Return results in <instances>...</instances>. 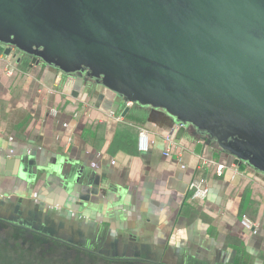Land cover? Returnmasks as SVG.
<instances>
[{
	"label": "crops",
	"instance_id": "1",
	"mask_svg": "<svg viewBox=\"0 0 264 264\" xmlns=\"http://www.w3.org/2000/svg\"><path fill=\"white\" fill-rule=\"evenodd\" d=\"M74 75L0 51L1 220L116 261L264 264V171L183 139L166 156L164 137L178 128L166 110L92 82L76 95ZM201 156L224 164L222 174L202 168ZM198 178L208 181L206 200L190 197Z\"/></svg>",
	"mask_w": 264,
	"mask_h": 264
},
{
	"label": "water",
	"instance_id": "2",
	"mask_svg": "<svg viewBox=\"0 0 264 264\" xmlns=\"http://www.w3.org/2000/svg\"><path fill=\"white\" fill-rule=\"evenodd\" d=\"M0 40L166 110L175 138L264 171V0H0Z\"/></svg>",
	"mask_w": 264,
	"mask_h": 264
},
{
	"label": "rangeland",
	"instance_id": "3",
	"mask_svg": "<svg viewBox=\"0 0 264 264\" xmlns=\"http://www.w3.org/2000/svg\"><path fill=\"white\" fill-rule=\"evenodd\" d=\"M36 236L38 238L34 241L0 238V264H147L134 260L114 261L108 257H105L107 261L97 259L88 252L46 241L40 234Z\"/></svg>",
	"mask_w": 264,
	"mask_h": 264
},
{
	"label": "built area",
	"instance_id": "4",
	"mask_svg": "<svg viewBox=\"0 0 264 264\" xmlns=\"http://www.w3.org/2000/svg\"><path fill=\"white\" fill-rule=\"evenodd\" d=\"M14 66L11 65V67L7 70L8 74H12L14 70ZM131 102L129 101L128 104ZM149 136L150 131L147 127L141 126L139 127V134H138V148L140 151L145 152L149 149ZM164 142L166 149L164 151V154L166 156H170L172 153V150L175 149L178 145L181 147V150L183 147L180 145L179 141L173 136L172 133H169L165 135ZM201 167L206 169L209 165H216L217 166V172L219 175L222 174V170L225 167L222 163H217L215 160L211 158H205L200 157ZM189 192L190 197L195 200H206L209 194V186L208 181L206 178H198L193 179L189 183ZM241 223L246 228L250 229L252 233L256 234L259 230V225L251 220L246 214H243L241 217Z\"/></svg>",
	"mask_w": 264,
	"mask_h": 264
},
{
	"label": "trees",
	"instance_id": "5",
	"mask_svg": "<svg viewBox=\"0 0 264 264\" xmlns=\"http://www.w3.org/2000/svg\"><path fill=\"white\" fill-rule=\"evenodd\" d=\"M0 43H3L2 45L4 46V49H3V47L0 46V51H2V50L5 51V49H6L5 48V44L6 43L1 41V40H0ZM22 52L24 53V55H27L28 57H30L31 61L34 59V55L33 54H31L29 52H26V51H22ZM3 229H5L4 231L7 230V235L4 234ZM13 233H14V236H13ZM38 234H40L41 238L45 237L46 241H54V242H56L58 244L60 243V244H62L64 246H67V248L73 247L74 250L78 249V250H81V251H84V252H88V254L92 255L93 257H95L97 259L106 260L105 256L100 254L99 250L90 251V250H87L86 248H83V247L70 245V244L65 243L63 241L56 240V239H53L51 237L45 236V235H43V234H41L39 232L28 230V229L22 228V227H20L18 225H15V224H12V223H9V222H5V221L0 219V238H4L5 240L13 238L14 240L34 241V240H36L38 238V236H36ZM109 259H111V258H109ZM113 260L116 261L115 259H113ZM111 262H113V261H111ZM121 262H124V261H121ZM194 264H209V263L208 262H200V263H194ZM230 264H244V262L242 261V259L240 257L239 258L236 257L235 260L232 263H230Z\"/></svg>",
	"mask_w": 264,
	"mask_h": 264
},
{
	"label": "flooded vegetation",
	"instance_id": "6",
	"mask_svg": "<svg viewBox=\"0 0 264 264\" xmlns=\"http://www.w3.org/2000/svg\"><path fill=\"white\" fill-rule=\"evenodd\" d=\"M10 223V222H9Z\"/></svg>",
	"mask_w": 264,
	"mask_h": 264
}]
</instances>
